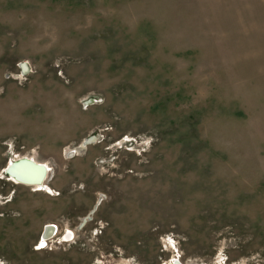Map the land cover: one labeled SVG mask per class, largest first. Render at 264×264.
<instances>
[{
	"label": "rangeland",
	"instance_id": "374dc122",
	"mask_svg": "<svg viewBox=\"0 0 264 264\" xmlns=\"http://www.w3.org/2000/svg\"><path fill=\"white\" fill-rule=\"evenodd\" d=\"M174 259L264 264V0H0V264Z\"/></svg>",
	"mask_w": 264,
	"mask_h": 264
},
{
	"label": "bare ground",
	"instance_id": "6f19581e",
	"mask_svg": "<svg viewBox=\"0 0 264 264\" xmlns=\"http://www.w3.org/2000/svg\"><path fill=\"white\" fill-rule=\"evenodd\" d=\"M86 144L87 143L84 141L82 142V144H80V147H85ZM75 152L76 149H73V151H71L70 153L73 154ZM4 171L8 174L12 181L23 185L34 186L36 189L43 188L45 186L43 184L46 180V177H48L49 175V167L46 165V163L38 162L34 160V158L30 157H22L14 161H9V163L4 168ZM93 210L94 209H92V211ZM86 219L87 218H83L82 221H86ZM45 229L46 230L41 237L42 241L52 236L54 228L51 225H47ZM168 264L181 263L178 260L174 259L171 260Z\"/></svg>",
	"mask_w": 264,
	"mask_h": 264
},
{
	"label": "flooded vegetation",
	"instance_id": "af4514ba",
	"mask_svg": "<svg viewBox=\"0 0 264 264\" xmlns=\"http://www.w3.org/2000/svg\"><path fill=\"white\" fill-rule=\"evenodd\" d=\"M48 225H51V224H48ZM46 226H47V225H46ZM51 226H53V228H54V229H53V233H52V236H53V235L55 234V232H56V226L53 225V224H52ZM52 236H51V237H52Z\"/></svg>",
	"mask_w": 264,
	"mask_h": 264
},
{
	"label": "built area",
	"instance_id": "2783aa9c",
	"mask_svg": "<svg viewBox=\"0 0 264 264\" xmlns=\"http://www.w3.org/2000/svg\"><path fill=\"white\" fill-rule=\"evenodd\" d=\"M22 67H23L24 69H27V64H26V63L22 64Z\"/></svg>",
	"mask_w": 264,
	"mask_h": 264
},
{
	"label": "snow or ice",
	"instance_id": "6c2138e0",
	"mask_svg": "<svg viewBox=\"0 0 264 264\" xmlns=\"http://www.w3.org/2000/svg\"><path fill=\"white\" fill-rule=\"evenodd\" d=\"M169 243H172L171 239L169 240Z\"/></svg>",
	"mask_w": 264,
	"mask_h": 264
},
{
	"label": "water",
	"instance_id": "95a60500",
	"mask_svg": "<svg viewBox=\"0 0 264 264\" xmlns=\"http://www.w3.org/2000/svg\"><path fill=\"white\" fill-rule=\"evenodd\" d=\"M6 173V172H5ZM6 175H8L7 173H6Z\"/></svg>",
	"mask_w": 264,
	"mask_h": 264
}]
</instances>
